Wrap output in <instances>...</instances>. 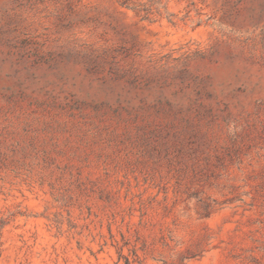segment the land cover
I'll return each mask as SVG.
<instances>
[{
  "label": "rangeland",
  "instance_id": "rangeland-1",
  "mask_svg": "<svg viewBox=\"0 0 264 264\" xmlns=\"http://www.w3.org/2000/svg\"><path fill=\"white\" fill-rule=\"evenodd\" d=\"M0 264H264V0H0Z\"/></svg>",
  "mask_w": 264,
  "mask_h": 264
}]
</instances>
